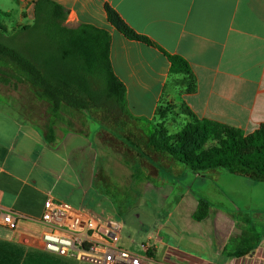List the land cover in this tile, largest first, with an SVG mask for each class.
<instances>
[{
    "label": "crops",
    "instance_id": "0c3cea01",
    "mask_svg": "<svg viewBox=\"0 0 264 264\" xmlns=\"http://www.w3.org/2000/svg\"><path fill=\"white\" fill-rule=\"evenodd\" d=\"M36 1L12 0L19 17L8 32L33 24ZM54 1L69 11L70 26L110 32L111 64L126 87V109L133 117L159 122L160 109L179 103L199 120L245 135L264 124V0ZM107 5L135 32L187 60L196 91H189L187 76L170 74V63L158 49L128 40L112 27ZM29 119L20 102L0 101V220L6 212L21 216L14 231L0 224V264H45L48 256L87 264L43 250L44 227L37 220L49 196L99 221L114 217L123 225L120 245L136 256L139 244L149 241L157 251L150 252L147 264H264V215L262 209L252 213L250 197L264 182L226 171L199 174L148 153L136 159L129 150L102 142L100 126L94 130L90 119L84 133L58 127L57 143L51 145ZM164 120L168 127L175 125ZM149 190H160L155 225L150 231L135 223L126 229L132 206ZM229 192L241 195L242 208ZM199 199L210 204L201 222L194 218ZM250 246L249 255H234Z\"/></svg>",
    "mask_w": 264,
    "mask_h": 264
},
{
    "label": "trees",
    "instance_id": "16d2710c",
    "mask_svg": "<svg viewBox=\"0 0 264 264\" xmlns=\"http://www.w3.org/2000/svg\"><path fill=\"white\" fill-rule=\"evenodd\" d=\"M105 11L108 22L121 35L158 49L170 63V74L187 76L189 91H196V78L187 60L135 32L110 6ZM68 17L69 11L58 2L37 0L32 25L12 33L0 26V84L25 86L31 95L30 103L45 105L37 123L49 144L57 143L60 125L84 133L90 119L100 126L98 137L102 142L117 151L129 150L136 159L143 160V154L148 153L195 173L226 171L264 182V124L253 134L245 135L227 125L199 120L187 111V126L176 135H168L162 125L155 127L133 117L126 109V87L111 64L110 32L88 24L70 26ZM160 117L165 119L162 114ZM211 139H219L220 144L204 149ZM175 140L177 146L173 144ZM209 211L210 204L199 199L195 220L203 221ZM247 243L245 239L240 246ZM253 247L239 249L234 255L247 256ZM148 255L152 259V254ZM48 257L51 260L45 264H75Z\"/></svg>",
    "mask_w": 264,
    "mask_h": 264
},
{
    "label": "built area",
    "instance_id": "2783aa9c",
    "mask_svg": "<svg viewBox=\"0 0 264 264\" xmlns=\"http://www.w3.org/2000/svg\"><path fill=\"white\" fill-rule=\"evenodd\" d=\"M21 216L1 214L0 224L16 230ZM44 227L41 236L45 252L87 264H147L120 245L123 225L117 221L101 222L49 196L39 220Z\"/></svg>",
    "mask_w": 264,
    "mask_h": 264
},
{
    "label": "rangeland",
    "instance_id": "374dc122",
    "mask_svg": "<svg viewBox=\"0 0 264 264\" xmlns=\"http://www.w3.org/2000/svg\"><path fill=\"white\" fill-rule=\"evenodd\" d=\"M16 10H17L16 4L13 3L12 0H0V26H2L5 29H7L6 27H8L10 30L16 27L18 24L17 22L19 17V14L15 12ZM26 14L27 13L25 12V15ZM15 30L16 29H14L12 32H14ZM30 97L31 95L27 91V88L25 86L13 88L8 86H3L0 84V101L20 102L22 106V110L24 111L26 117L27 118L29 117L30 121L35 122L37 124V120L42 117L46 107L41 103L40 104L30 103L32 101ZM161 112H162L161 114L165 118L172 119L175 125L171 124L168 127L167 121H165L162 118L160 119L159 122L156 121L155 123H152V125L155 127L162 125L167 131L168 135L178 134L187 126L189 122L188 112L186 108H184L179 103L168 105L164 107L161 110ZM80 126L81 125L78 124L77 128H80ZM59 127H64V124L60 125ZM92 128L94 130H97L99 126L97 124H92ZM173 144L177 146V141L176 140L173 141ZM219 144H220L219 139H211L205 143L204 149L209 150L215 146H218ZM189 182H192V180H190ZM199 186L200 184H196L194 186L195 187L194 190H196ZM158 193H160V190ZM158 193L149 190V195L146 198L142 199L138 205L132 206L133 210L130 216L131 221L125 220L126 229H129L132 223H135L137 227L144 228L145 230L150 231V229L155 225L157 214L160 211L158 210V208H160L158 204L159 202ZM229 195H231V198L233 199L236 206L242 208L243 204L241 201V195L234 196L230 194V192ZM250 197L253 202L252 213H259L257 211L259 209H262L261 213H263L264 215V205H261V202L264 201V183H257ZM108 221H117V220H114V217H109L108 219L103 220L101 222H108ZM148 243L149 241H142V243L139 244L138 246L139 249L137 252L138 255L137 257L139 260H143L145 258L147 261L149 259L147 254H149L152 250L155 252L157 251V248L155 246L150 247Z\"/></svg>",
    "mask_w": 264,
    "mask_h": 264
}]
</instances>
